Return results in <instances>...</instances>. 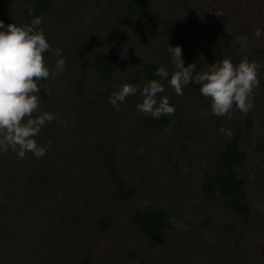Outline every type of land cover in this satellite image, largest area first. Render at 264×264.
Masks as SVG:
<instances>
[{"label": "rangeland", "instance_id": "obj_1", "mask_svg": "<svg viewBox=\"0 0 264 264\" xmlns=\"http://www.w3.org/2000/svg\"><path fill=\"white\" fill-rule=\"evenodd\" d=\"M50 2L39 28L51 49H62L66 67L39 81V96L41 110L58 120L36 137L53 142L43 157L0 153V264H81L85 257L92 264H264V34L254 35L264 29V0H143L151 23L130 10L129 0ZM33 5L0 0V20L27 25ZM201 24L230 33L233 54L261 66L254 107L232 119L217 117L198 84L190 82L177 95L160 77L164 92L158 96L167 95L175 112L169 127H151V115L136 107L147 82L144 66H163L170 76L176 69L167 46L176 45L184 66L195 63L196 72L230 58ZM237 36L248 38L246 48ZM111 49L125 71L105 80L91 66L82 69L94 54ZM44 56L53 68L56 55ZM125 83L138 91L116 110L101 94ZM221 126L232 134L219 132ZM237 131L245 154L239 173L247 183V222L201 189L204 174L220 169L218 156ZM115 177L134 189L132 201L112 197ZM144 208L166 210L171 228L141 234L131 214Z\"/></svg>", "mask_w": 264, "mask_h": 264}, {"label": "clouds", "instance_id": "obj_2", "mask_svg": "<svg viewBox=\"0 0 264 264\" xmlns=\"http://www.w3.org/2000/svg\"><path fill=\"white\" fill-rule=\"evenodd\" d=\"M42 19L34 16L27 25L7 24L0 20V153L9 150L23 158L31 153L34 157H43L52 141L39 143L36 137L42 127L58 120L55 113L40 108V80L55 78L63 72L66 61L59 47L51 49L44 32L39 26ZM264 29L256 28L254 35L259 38ZM241 47L248 46V38L237 36ZM175 71L169 76L168 70L161 66L155 75L167 78L168 85L175 94L182 95L190 82L199 85V93L208 98L209 107L214 116L235 118L236 113L247 114L254 107V89L259 85L258 70L261 67L255 60L243 57L237 64L230 58H224L209 65L205 71L196 72V64L184 66L182 48L179 45L167 46ZM52 51L57 59L53 68H49L44 54ZM195 73V74H194ZM134 83H125L118 91L109 96V103L119 110L127 97L137 93ZM51 94L50 89H46ZM164 85L157 79L148 80L140 89L141 102L138 111L159 119L162 115H171L175 106L169 103ZM60 123L66 121L59 120ZM218 131L231 135L230 129L221 126Z\"/></svg>", "mask_w": 264, "mask_h": 264}, {"label": "trees", "instance_id": "obj_3", "mask_svg": "<svg viewBox=\"0 0 264 264\" xmlns=\"http://www.w3.org/2000/svg\"><path fill=\"white\" fill-rule=\"evenodd\" d=\"M129 2L130 10L136 12L135 14L142 22L151 23L148 14L144 11L143 0H129ZM51 6L50 0H34V5L30 11L31 16L45 15L50 11ZM183 14L187 20L193 22L194 19L190 11H184ZM200 26L210 39H217L221 42L222 51L233 62L237 64L241 60L231 51L232 37L230 33L211 28L206 24H201ZM108 38V40L114 41V29L110 31ZM87 66L93 67L101 78L105 80H109L114 74L127 69L121 56L112 49L105 53L94 54L90 62H83L82 69H85ZM158 67L153 64L144 66L143 79L147 81L150 79H159L160 77L155 75ZM41 91L43 96H45L44 90L41 89ZM113 92L115 91L103 92L101 98L103 100H109V96ZM82 96L86 98L84 93ZM129 98L130 96L124 102H127ZM148 123L156 129H164L172 123V114L162 115L159 119L150 117ZM240 136L241 133L237 131L233 139L226 144L217 160L220 169L204 174L201 189L207 196L218 197L235 215L241 217L244 222H247L250 216V209L246 194V179L239 173V169L245 162V154L239 148ZM115 186L116 190L113 192V198L119 201H132L135 196V191L125 180L115 177ZM131 223L141 234L151 237L157 236L161 232L171 228L170 215L166 210L161 208L134 210L131 214ZM101 224L103 228H108L109 219H105ZM81 264H92V262L88 257H85Z\"/></svg>", "mask_w": 264, "mask_h": 264}]
</instances>
